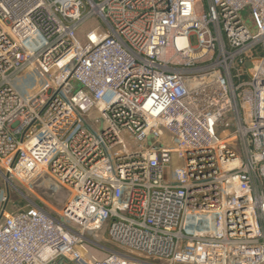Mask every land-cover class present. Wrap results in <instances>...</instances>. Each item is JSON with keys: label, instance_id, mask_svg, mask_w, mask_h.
I'll use <instances>...</instances> for the list:
<instances>
[{"label": "built area", "instance_id": "obj_1", "mask_svg": "<svg viewBox=\"0 0 264 264\" xmlns=\"http://www.w3.org/2000/svg\"><path fill=\"white\" fill-rule=\"evenodd\" d=\"M0 264H264V0H0Z\"/></svg>", "mask_w": 264, "mask_h": 264}, {"label": "rangeland", "instance_id": "obj_2", "mask_svg": "<svg viewBox=\"0 0 264 264\" xmlns=\"http://www.w3.org/2000/svg\"><path fill=\"white\" fill-rule=\"evenodd\" d=\"M99 24L98 20L92 19L90 21H87L85 23L82 24V26L80 27L79 30V34H82L85 30H87L90 26ZM191 41L192 44H195V40H194V36L191 37ZM224 124L220 125L219 129H218V134L220 136H224L226 133H229L232 131L233 127H232V123L230 121V117L229 118H225L224 119ZM23 196H17L13 197L12 201L10 203H8L7 205V210H13V209H18V208H23L25 207V205L27 204H31L32 202L34 203H40L38 197V193H36V191L34 189H32L31 187H23ZM47 194V193H46ZM45 194V197H46ZM66 197V192L65 191H60L58 192L54 197H46L49 200V206L51 209L54 210H59V208L61 207L64 199ZM13 203H17V205L15 206ZM100 239V238H99ZM100 243L110 249H114V250H120L117 246L113 245L112 243H110L106 237V234H103L101 239H100ZM98 258H102L105 256V252L104 251H92Z\"/></svg>", "mask_w": 264, "mask_h": 264}, {"label": "water", "instance_id": "obj_3", "mask_svg": "<svg viewBox=\"0 0 264 264\" xmlns=\"http://www.w3.org/2000/svg\"><path fill=\"white\" fill-rule=\"evenodd\" d=\"M247 65H249V63Z\"/></svg>", "mask_w": 264, "mask_h": 264}]
</instances>
